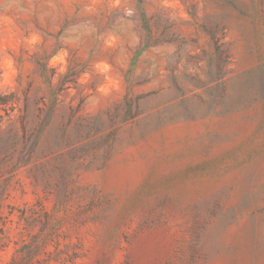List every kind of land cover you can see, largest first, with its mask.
Instances as JSON below:
<instances>
[{
  "label": "rangeland",
  "instance_id": "rangeland-1",
  "mask_svg": "<svg viewBox=\"0 0 264 264\" xmlns=\"http://www.w3.org/2000/svg\"><path fill=\"white\" fill-rule=\"evenodd\" d=\"M11 93L0 264H264V0H0Z\"/></svg>",
  "mask_w": 264,
  "mask_h": 264
},
{
  "label": "trees",
  "instance_id": "trees-1",
  "mask_svg": "<svg viewBox=\"0 0 264 264\" xmlns=\"http://www.w3.org/2000/svg\"><path fill=\"white\" fill-rule=\"evenodd\" d=\"M209 36H210V39L213 42H217L218 41V38H216L213 34L209 33ZM14 101H16V100H15L14 95L12 93L11 94H6V95H0V109H1V107L3 108L2 111H4L5 116L8 115L9 111L13 110L12 106L6 108L7 105L13 104ZM1 118H2V115L0 114V119ZM21 129L22 130L24 129L23 122L21 123Z\"/></svg>",
  "mask_w": 264,
  "mask_h": 264
}]
</instances>
